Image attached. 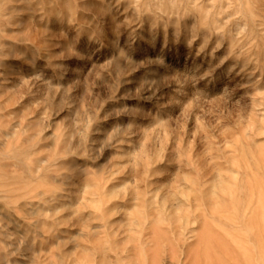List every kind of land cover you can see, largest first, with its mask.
Masks as SVG:
<instances>
[{"label": "rangeland", "instance_id": "374dc122", "mask_svg": "<svg viewBox=\"0 0 264 264\" xmlns=\"http://www.w3.org/2000/svg\"><path fill=\"white\" fill-rule=\"evenodd\" d=\"M0 264H264V0H0Z\"/></svg>", "mask_w": 264, "mask_h": 264}]
</instances>
